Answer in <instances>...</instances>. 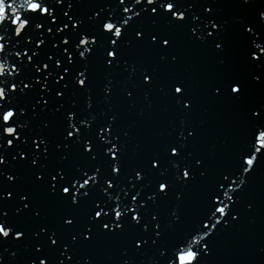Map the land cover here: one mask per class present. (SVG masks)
Segmentation results:
<instances>
[{"label":"water","instance_id":"obj_1","mask_svg":"<svg viewBox=\"0 0 264 264\" xmlns=\"http://www.w3.org/2000/svg\"><path fill=\"white\" fill-rule=\"evenodd\" d=\"M42 2L52 14L23 12L30 21L23 35L16 36L11 19L0 25V44L5 45L0 61L18 69L0 77V87L7 90L0 114L16 113L9 124L0 120V223L10 229L8 237L0 236V264H170L172 249L205 218L224 175L236 180V191L230 193L227 217L198 249L199 264H264V152L246 174L238 164L253 155L255 133L264 128V55L254 47L264 46V0ZM167 3L185 19L165 11ZM124 8L130 11L125 14ZM126 16L131 19L114 48L103 24ZM64 24L68 29L57 32ZM81 35L96 40L86 59L80 57L83 49L77 50ZM109 50L116 52L111 66ZM254 52L259 60L252 59ZM81 71L86 87L76 83ZM233 86L241 89L239 96ZM69 113L80 128L79 143L67 139ZM81 118L88 128L81 127ZM4 127L17 128L19 139L4 134ZM103 129L111 130L102 134L112 143L118 139L122 150L118 174L112 172L117 161L104 151L111 145L98 138ZM41 140L37 148L34 141ZM86 144L91 152L85 151ZM173 148L178 156L172 155ZM185 170L190 180L183 178ZM85 172L95 173L97 180L80 189L73 204L62 189L75 193L72 184L76 179L82 183ZM137 173L142 179H136ZM161 183L168 185L167 195L159 192ZM154 194L156 199L149 200ZM117 196L122 208L145 205L139 225L128 212L123 231L112 229L110 209ZM101 209L108 215L95 218ZM156 223L163 233L159 238Z\"/></svg>","mask_w":264,"mask_h":264},{"label":"snow or ice","instance_id":"obj_2","mask_svg":"<svg viewBox=\"0 0 264 264\" xmlns=\"http://www.w3.org/2000/svg\"><path fill=\"white\" fill-rule=\"evenodd\" d=\"M136 3H141V0H135ZM157 2V0H147L148 5H154ZM120 3H124V0H120ZM165 11L172 12L173 17L176 20H184L185 16L180 13H176L175 6L173 3H167L166 5H162ZM130 11L129 8H124V13L127 14ZM152 11L155 13L156 8L153 7ZM210 11V10H208ZM23 12H30L33 14H40V15H51L52 10L45 6V4L42 2V0H0V25H3L6 21L11 19L12 25L15 26V34L16 36H21L23 33L28 29L30 25V21L25 19L23 16ZM137 15H139L137 13ZM131 17L126 16V18L122 22H111V19H109L107 22L103 24V30L104 32L110 34L111 37H113L110 41L112 47L118 46V41L122 40L123 38V27L124 25H127L129 23V20ZM52 23L55 24L56 20L55 18L52 19ZM42 25L37 24L36 28H40ZM73 28L77 27L76 23H73ZM211 27L213 30L218 29V25H216L214 22H211ZM66 29H68V24H64L63 28H57V32H63ZM49 33L52 32V29H48ZM251 31V29H249ZM212 33L209 32L208 35H211ZM2 39V37H0ZM155 39V38H153ZM43 40L39 41L37 44V47L40 46V44H43ZM63 43L67 45L69 43L68 39H64ZM96 43V40L94 38H89L85 35H81L79 40V45H77V50L83 49V51H80V57L81 59H86V54H90L91 47L90 45H93ZM164 44L167 45L168 41L165 40ZM219 48L220 46L217 45ZM254 47L259 51L260 55H264V46H261L260 44H254ZM5 51V45L0 44V54H2ZM65 52H67V49H65ZM20 54L17 53V56ZM24 55H28L27 53H24ZM35 55V53H33ZM260 55H257L255 52L252 55V59L259 60ZM107 56L110 58L108 61V65L111 66L112 61L116 59V52L109 50L107 52ZM28 59L31 61L32 56H29ZM74 57L69 55L68 60L69 63H72ZM60 66V62L57 61V67ZM44 68L47 69L48 65L45 64ZM40 68H36V72H40ZM68 69H65V73H67ZM18 72V69L15 67H10V65L6 61H0V77H4L5 75H13V73ZM64 76H60L59 80H63ZM86 76L83 71H81L78 74V77L76 79V83L81 87H86ZM59 80L57 83H59ZM149 80V77L145 76V81L147 82ZM25 88H28V85H24ZM12 90L16 91L17 86L13 85ZM22 91V89H21ZM106 91H110V89L106 88ZM232 93L239 96L241 89L237 86H233L231 89ZM175 92L181 96H183V89L181 87H176ZM7 96V90L3 87H0V100H4ZM57 96H62V93L58 92ZM46 103V102H45ZM90 106V105H89ZM185 107H188V104L184 105ZM256 115H259L256 113ZM16 119V113L13 110H7L4 111L2 114H0V120L4 124H9L13 120ZM76 116L74 113H69L68 115V127L71 129V131H68L67 133V139L73 140L75 143H79V137H80V128L76 126ZM79 124L81 127L88 128L90 125L86 119L81 118L79 120ZM109 132L110 129H103L101 133L98 134V138L105 144V145H111L110 147H105L104 151L105 154L110 156L113 161H117V164H114L112 166V172L114 174H118L120 171V168L117 166L120 156L118 153H120L122 150L120 147H118V139L117 143H112L109 141L102 133L103 132ZM18 129L15 127H4L3 133L8 136H15L16 139H19V136L17 135ZM191 135V133H189ZM9 145H12L13 141H8ZM37 148H39L40 144L44 143L42 140L35 142ZM44 151L46 152L47 149L45 148ZM85 151L91 152L92 148L89 144L85 145ZM264 152V128L258 129L255 133V146H254V153L251 156H244L242 158V161H238V164H240L243 173H248L252 168H254L256 160H257V154ZM180 153L177 151L176 148L172 149V155L178 156ZM95 159V157H93ZM2 162V161H0ZM33 163H35V160H33ZM246 166V167H245ZM153 167H156L155 163L153 164ZM173 167H176L175 163H173ZM99 169H97V172ZM59 174V173H58ZM84 177L82 178V183L80 182V179L74 180L72 187L77 188V191L73 193L69 187H64L62 189L63 193L65 195H71L72 196V203L76 204L78 202L79 198V190L80 189H86L91 188L95 181L97 180V176L94 173L92 176H88L87 172L83 174ZM183 178L185 180H190L192 178L191 173L187 170L183 171ZM11 179V178H10ZM53 180L56 179V177H52ZM137 180L142 179L139 173H137L136 176ZM244 181L241 179L240 183L242 184ZM105 183L107 184V188H113V184L111 180H105ZM236 180L230 179L229 175H224L222 177L221 182L218 185V188L216 190V193L214 196L211 197L210 202L207 204L204 217L200 221V223L196 224L193 231L189 233V236H186L183 241L177 243L174 248L172 249V257L170 258V264H199L200 261V252L198 249L202 246V242L211 235L212 231L216 229L217 225H220L222 220H224L225 217L228 215L230 203L233 201V197L230 193L236 191ZM78 186V187H77ZM55 188V184L53 185V189ZM167 189L168 185L166 183H161L159 185V192L164 193L167 195ZM105 193L107 194L106 190ZM84 195H87V192L84 193ZM139 195V193H137ZM223 197V198H221ZM23 199V198H22ZM109 199H112L111 196H109ZM149 200H155L156 195L149 196ZM137 200V196L132 197V201L135 204ZM115 204L116 206L111 208L110 211L114 213V220L115 223L112 224V229L116 230L119 229L123 231V222L125 220V217L127 216L128 212L134 213L131 216V220L136 222L137 225L141 222V217L138 214L139 211L145 206L143 203L135 204L133 207H121L123 204V201L120 200V198L117 196L115 198ZM26 207V205H25ZM99 207V205H97ZM102 213L103 217H106L108 215L107 212H104L103 209L100 211H97L95 213V218L102 219ZM155 216H153V220H155ZM68 224H71L72 221H67ZM202 224V228L200 226ZM104 229H109V224H103ZM147 231V227L144 229ZM154 235L159 238L163 235L161 231V225L160 223H156L153 226ZM207 230V231H205ZM91 231V229H89ZM10 235V229L6 228L3 223H0V236L2 237H8ZM22 236V233H17V238H20ZM85 239H88L89 237L85 235ZM155 242V241H154ZM53 244L56 243L55 240L52 241ZM146 243V241H145ZM139 247V243L137 244ZM203 247L206 250V245H203ZM40 264H45V261H41Z\"/></svg>","mask_w":264,"mask_h":264}]
</instances>
